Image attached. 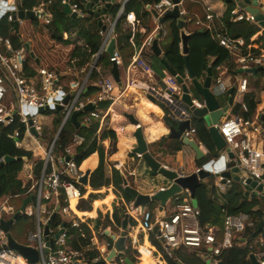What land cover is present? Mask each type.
<instances>
[{"label": "built area", "instance_id": "built-area-1", "mask_svg": "<svg viewBox=\"0 0 264 264\" xmlns=\"http://www.w3.org/2000/svg\"><path fill=\"white\" fill-rule=\"evenodd\" d=\"M83 1L85 3L91 2L92 0ZM100 1L101 0H97L93 8L100 7ZM127 1L128 0H121L119 13L114 20L111 21L107 18L108 23L105 25V29L100 31V34L103 36L101 46L98 51L92 55L89 70L84 80H71L67 90L58 86V74L53 69L39 67L36 69L35 74L32 76L27 75L24 71V64L27 56H29L28 52L22 44L19 48H13L10 38L0 33V135L5 126L18 121L25 126L23 138L29 136L41 147L40 132L42 131V123L39 117L42 113H39L38 109L51 105L55 106L56 104L62 105V109L60 110H55L54 108L48 110L60 112L61 121L53 139L44 147L43 153L34 155L35 158H39L43 161L39 176L34 174L35 161L33 159L28 160L24 158L22 169L23 176L26 180L32 182L26 193L30 191L33 192L30 194L32 200L25 206L23 211L19 210V194L8 196L0 201V225L2 222L12 219L17 212L19 216L25 215L35 221L34 228L27 233L28 243L26 244L38 250L40 254L38 264L86 263V261L81 258L83 256L82 252L68 246L69 233L68 227L65 226V222L69 223L72 227H80V225L85 222L81 221L80 218H72L71 221H67L64 218L73 213L71 201L74 200L75 203H78L84 197V193L81 191L82 184L78 181L82 173L79 165L75 161V154L77 146L81 145L85 139L77 131H73L69 137L70 141L67 144L57 146L56 143L61 129L69 123V118L73 111L83 109L88 103L92 104L94 108L80 114L83 115L80 121L88 125L96 121L99 127L105 125L106 114L103 113L102 110L96 109L95 105L97 100L100 101L104 99L106 95L110 96L114 88V79L108 78L100 82L98 99L94 100L84 97L86 79L93 70L101 71L97 65L98 59L109 40L114 36L116 21L122 13L124 14V5ZM52 2V0H40L37 5L31 9V11L38 12L40 19L45 24L50 23L52 20V12L50 9ZM19 3V0H0V19L7 16V21L11 23L10 26L12 27L14 26V20H18L19 26L21 22H23V19L19 18L17 15V12L21 10L19 8ZM58 3L62 7L65 5L68 6L69 14L83 16L86 11L84 3L81 0H58ZM176 4L180 6V2L175 3L173 0H160L158 3L154 4L153 6L157 11L156 19L162 17L165 12L174 8ZM230 15L233 21L247 20L257 23L249 12L242 11L238 6L230 12ZM126 17L133 25L135 17H133L131 13H127ZM103 18H106L105 13L102 15V20ZM217 20L219 21L220 17L215 15L212 0H210V2L205 5L203 24L197 20L194 22V25L195 27L200 26L211 33L214 22ZM158 28L159 36L160 33L164 36L166 34L164 27L158 24ZM212 37L220 46L235 56L236 66L234 69H246L260 65L264 66V50L258 55L250 52L242 54L241 48L244 42L241 38H231L224 33H218L217 36L212 34ZM148 43H150V41ZM78 44H80V41H78ZM1 49L6 54H4ZM109 60L119 63L120 54L117 48L114 47L112 55L109 56ZM131 64L153 74L151 68L140 58L139 52L132 57ZM74 69L77 71L76 68ZM226 73L227 70L223 69L220 70L219 74L213 75L212 84L214 82L220 85L224 92H226L228 87L232 86L235 89L234 96H239V103L243 110H246V106L242 102V97L248 89L247 79L240 78L236 80V82L230 83L229 77L226 78L222 76L227 75ZM162 81L164 82V86H160L159 83L146 86L147 95L152 100V109L154 111H162L164 109L169 111L173 108L172 106H174V109L179 111L177 116L178 120H188L189 122V128L185 129L182 135L193 137L196 143H200L201 141H197L196 129L192 125L193 117L181 103L175 102L171 97L173 93L180 92V86L175 76L170 75L168 80ZM66 95L69 96V99L63 104V98ZM133 99L137 100V97ZM12 100L16 108L10 106ZM192 103L197 107L201 106V103L196 99H192ZM231 108L232 104L229 106L226 115L223 116L215 126L225 140V147L219 152V155L222 154L225 156L224 170L231 171L232 175L237 174L240 182L234 180L232 176L230 178H225L221 175V171L218 168H212V176L215 175L214 185L219 191L225 192L231 188L232 181H236L247 190L245 186L248 183L247 179L250 178L258 184H262L264 187V149L261 145H257L252 141V133L260 134L263 126H258L254 119L244 120L236 116L228 117ZM34 109L36 110L34 111ZM262 114H264V108ZM255 118H257V116ZM29 120L32 121L31 125H29ZM30 126H34L38 136L30 133ZM12 136L14 138L19 136L18 129L14 130ZM21 142L22 140L16 141V146L21 147ZM203 152L205 156L208 155V150L206 148ZM228 152L233 153V157H229ZM137 157L141 158V155L137 154ZM3 158L4 157H1L0 161H2ZM214 160H216V158H214ZM198 168L199 167H197V169ZM234 168H237L238 171L233 172L232 170ZM178 173L183 174L181 172ZM207 180H209V178ZM252 195H257L258 197V192L255 187L249 191L248 196L250 197ZM43 201L47 203H43ZM173 201L175 204L172 211L165 212L163 207L162 210H158L154 212V214H150V212L145 211V209L141 211L140 207L134 206L132 201L126 206L128 217L134 219L136 224L140 222L141 228L154 236L160 244L163 253H160L158 249L152 247L153 245L149 246L146 250L150 255H157L160 259L162 258L165 261L166 257L172 255L173 249L183 247L195 251L200 258L206 261V264H217L220 262L219 256L225 250L235 246V236L243 232L251 223V218L248 213L238 212L225 215L221 227L209 223L201 224L200 209L196 201L190 197L188 191H183L181 194L175 196ZM30 203L33 204V212L29 207ZM28 208H30L31 211H29ZM136 213L141 215L140 219H137ZM53 214L58 215L63 220L56 228L50 226V219ZM7 216L10 217L7 219ZM16 221V219L12 220L11 229L16 224ZM130 225L131 227L133 226L132 224ZM42 227H48V237L53 239L52 246H46ZM59 230H61V233L57 238H54V234ZM0 239V264H30L19 252L8 247L6 233L1 228ZM248 241V239H243L242 241L240 240V243L247 244ZM112 246L113 245L106 243V246L99 248L100 257L104 258L106 256H104V254H107L109 248ZM46 248L48 250L45 253L44 250ZM249 248L260 264H264V238L262 236L256 237L252 242H249ZM98 259L99 258H96L95 260Z\"/></svg>", "mask_w": 264, "mask_h": 264}, {"label": "trees", "instance_id": "trees-1", "mask_svg": "<svg viewBox=\"0 0 264 264\" xmlns=\"http://www.w3.org/2000/svg\"><path fill=\"white\" fill-rule=\"evenodd\" d=\"M19 8L21 10H31L34 6L37 5L39 0H19ZM111 1L113 4L107 9V12L115 17L120 8L119 0H105ZM160 0H128L124 5V13L125 15H121L115 24V35L117 41V47L119 51L126 56L127 53L130 55L132 52V47L140 46V44L144 41V39L151 33L154 29L155 24L152 20V16L150 11L147 9L148 6H153L158 3ZM227 3V8L223 15L220 17V20L215 21L212 32L210 33L208 30L204 29L202 33H199L198 30H189L190 33H193L192 37L189 39L188 46V60L191 68L197 74V71L194 70L192 62L190 60V55L192 54V58L194 61L199 60L198 71L199 75H204L206 68L208 65H211V70L213 75H215V70L217 67L224 65L228 71L232 74H237L238 69H234V60L235 56L229 53L225 48L220 46L218 42L212 37L217 36L218 33H224L231 38H241L244 42L241 53L247 54L252 53L258 55L261 52L260 48L248 47L251 44V38L257 33L259 27L251 21L247 20H238L233 21L231 19L230 12L236 7L234 0H224ZM52 12V20L50 23L45 24L41 23L40 18L38 16H34L33 18L25 19V24H31L30 32L28 36L24 35V31L21 26H19V32H22L25 40L31 42V49L37 56L42 65L44 53L41 51V44L37 40L35 36V31L40 32L43 35H46L52 40L54 43H59V45L68 43L69 40L64 39L63 33L70 30V28H77V36L80 37L84 41V48L81 46H75L71 55L73 56H81L80 65H83L86 62L91 60V56L96 53L99 49L101 43V36L99 34V27L97 25L96 20H92L90 16H82L79 18H71L67 15L63 7L57 2L56 4L51 6ZM134 12L136 15V21L139 23L138 28L141 27L144 29L143 32L139 30L135 31L133 34V45L130 42V37L132 35L131 31L125 28L122 24L123 20L126 17V13ZM183 20H186L184 16H182ZM166 25V34L164 36L161 35V47L163 53V60L168 64V66L173 69L176 73L180 75L185 74V66L183 55L180 52V29L177 25V20L175 18H167L162 20ZM136 22V24H137ZM2 27V26H1ZM5 27L0 28V33L2 35L8 36L11 40V44L13 48H19L21 43L18 39L17 33L14 30V26H9L6 29ZM198 38V39H197ZM124 50H128L127 53H124ZM141 58L145 63H149L144 56L150 55L154 56L153 51L150 46L145 45L141 51ZM104 56H108L106 51L101 53V56L98 59V63L104 59ZM214 57L213 62L209 64V58ZM160 58V57H158ZM30 57L27 56V59L24 64V71L27 75L32 76L35 74V71L31 69L28 65ZM161 61V58H160ZM109 62H111L109 60ZM162 63V62H161ZM151 64V63H150ZM79 65V66H80ZM258 66L252 67L255 69V72H249L250 76L255 80H259L264 77V68L257 69ZM48 69H52L48 67ZM257 82V81H256ZM256 91H250L244 93L242 97V102L246 106V110H243L241 104L239 102H234L232 104L233 113L236 117L242 119H254L259 100L257 98V92H262L263 88H261L259 82L255 84ZM98 88L93 87L86 89L84 93V97H89L91 95L98 93ZM234 97V92H233ZM110 104V100H103L96 103L95 108L99 110H103L108 107ZM57 112V111H55ZM258 120L262 123L264 122V114L258 116ZM61 119L56 120L57 128L60 125ZM192 125L196 129L197 137L199 141L206 147L208 150V155L205 156L201 163H204L211 158H215L219 156V152L215 150L214 144L209 135L208 129L204 122L200 119L194 118L192 120ZM97 125H93L92 129H96ZM86 128V127H82ZM18 129L19 136L14 138L13 132ZM75 130V127L71 123H67L60 131L57 139L58 145H65L70 140L69 137L71 133ZM25 132L24 124L15 121L3 128L2 134L0 135V158L6 155L12 156L15 158H20L14 162H10L0 166V201L5 199L8 196L19 194V202L20 206L22 200L26 198L28 195L33 193L30 191L26 193V191L31 186V181L26 180L23 181L19 174L23 169L24 158L25 159H33L34 163V174L39 176L41 173L43 161L39 158H35L33 153L29 150H25L22 147H17L15 142L22 140ZM103 138H109L110 146L107 149V155H111L116 150V134L115 132H103ZM161 141L157 142L161 143ZM97 149V140L93 139L88 145L81 144L76 148L75 161L78 165L91 155ZM264 149V148H263ZM192 151L191 148H189ZM99 155V164L93 170L90 177V186L98 187L102 185L103 177H102V159H103V151L99 148L97 150ZM185 166V163H184ZM193 168L186 167L187 171H191ZM113 181L119 180L118 170L113 169ZM212 177V176H211ZM210 177V178H211ZM209 178V179H210ZM81 191L84 193V188L81 186ZM126 201H130V198L126 195H123ZM95 196L91 195L87 200L81 199L78 203L79 210H91V203ZM199 209H200V222L201 224H214L219 227L222 226L223 219L227 214H235L238 212H245L250 215L251 223L246 227L243 232L238 233L235 236L234 242L235 246L225 250L220 256L219 261L221 264H252L249 259V254L251 250L249 248V242H252L257 236H262L264 238V225L261 229H259V222L264 218V201L260 200L256 196H248L246 195V190L244 187L236 182L232 181L231 188L226 190L225 192H221L214 185L213 178L210 180L204 181L199 184L195 190V195L193 198ZM158 205V203L156 202ZM145 211H149L150 214H154V207L147 209L145 207ZM123 219H126L130 224L135 225L136 221L132 218H129L126 212V209L123 205L113 204V211L111 216L109 213L102 214L98 211L97 216L92 219L88 218L86 223H82L80 227H72L69 223L65 222V226L68 227V246L74 250H78L82 252L84 261L93 262L96 258L102 259L100 257V253L98 250L91 247V237L92 231L94 230L96 233H101V229L105 226H112L117 228L122 225ZM50 226L52 228H56L60 225L63 220L58 216L54 215L50 219ZM93 223V227L90 228L89 224ZM34 221L32 218H29L25 215H20L17 218L16 224L11 229L12 237H19V243H24L23 236L20 233L21 227H24L27 232L33 229ZM19 232V235H18ZM102 235L107 238L109 244L112 245V241L110 238ZM152 243L157 244V240L150 235ZM248 239L247 244H241L240 240ZM126 257L128 258L131 264H137L138 260L133 255L132 251H126ZM167 264H206L202 258H200L197 253L188 248H176L172 250V255L170 257H166ZM111 264H125L120 258H114ZM142 264H147L145 261H142Z\"/></svg>", "mask_w": 264, "mask_h": 264}, {"label": "crops", "instance_id": "crops-1", "mask_svg": "<svg viewBox=\"0 0 264 264\" xmlns=\"http://www.w3.org/2000/svg\"><path fill=\"white\" fill-rule=\"evenodd\" d=\"M234 1H235L236 6L239 7V9L241 8L242 11L247 12L246 8L241 6V4L243 3V0H234ZM119 2L121 3V0H119ZM179 2H180L179 8L181 11V15L186 18L184 29L187 32H189V30H202L203 31L204 28H201L200 26L195 27L194 22L199 20L203 24L204 14H205V5L208 2H210V0H179ZM100 3H101L100 7L109 3V6L106 8V11H105L106 18L105 19L103 18L102 20V24L105 26L108 23L107 18H109L112 21L114 20L116 16L112 17L107 12V9L113 4L111 1L101 0ZM257 3H258L257 7L259 6L258 8L260 9V11L264 12V0H257ZM212 5L214 7V13L217 17H221L227 8V3L224 0H212ZM120 7H121V4H120ZM147 9L151 13L152 20L155 24V27L151 31V33L144 39V41L140 44V46L136 47L133 45V34L135 33V31L137 30H139L140 32L144 31L142 27L140 29L138 28L139 23L136 21L135 13L128 12V13H131L133 17H135V22L133 25L130 23L131 21L128 20L127 17H125V19L122 22L123 26L129 29L132 33L130 37V42L132 43L133 47H132V52L130 55L127 53L126 56H123V54L119 51L117 47L115 33H114V36L112 37L115 39V48H117L120 54V61L119 63H116L117 69H118L119 81H116L112 74V71H111L112 62H109V56H110L109 54L108 56H104V59L101 61V63L97 64L101 71L99 72L97 70H93L89 74L88 78L86 79L85 89H89L93 87H96L99 89L100 82H103L104 80L108 78L114 79V82H113L114 88L111 91L110 96L106 95L104 99L100 100V101L110 100V104L108 105V107L102 110L103 113L106 114V119H105L106 123L104 126L99 127V124L96 121H93L92 124H89V125L84 124L83 122L80 121L79 116L77 117L81 125H79L78 128H75L74 131H77L79 134H81L84 137L85 141L82 144L88 145L93 139L97 140V149L95 150V152H93L91 155L85 158L79 165L82 175L85 172H88L87 184L82 185V187L85 190L84 197L82 199L87 200L88 197L91 195L95 196V198H93L92 200L91 210L89 211L79 210L77 206L79 202L75 203L73 206L71 205V209L73 210V213H71L70 216L64 217L67 221L69 220L71 221L72 218H80L81 221H84L86 223L88 218L94 219L97 216L98 211H100L102 214L109 213V215L111 216L112 211H113V204H116V205L121 204L126 209V206L131 203V199L130 201H126L125 198L123 197V195H125L123 193L124 180L127 182V184L131 186L133 185L135 186L136 183H139L136 186H137V189H139V191L142 193L151 194L152 192L155 191V189L147 187L145 183L143 182L142 184H140L139 180H137V177L143 174L144 170L146 169V167L142 166L143 163H142L141 158L137 157V154L133 152V148L135 146V141H136L134 134L138 126L141 128V132L147 143L148 151L158 161L159 159L169 160L166 164L159 161L165 167L172 169V170H176L177 172H181L183 174H189L195 171L201 163V160H197L194 154V168L195 169L194 170L191 169V171L186 170L184 166L185 162L182 161V157H179V160L177 159L179 154L183 155V152H184L183 149H185L184 147L185 146L187 147V145L183 143L184 136L182 135L185 129L183 131H180V137L176 136V132L179 131V124L183 121H180V120L178 121V118L173 116L172 114L168 116L165 115L166 114L165 109L162 111H154L152 109V105H153L151 102L152 100L148 97L147 91H146V86L149 85V81H147L146 78L151 79V81L153 82V85L159 83L156 80V76L158 75L150 67L151 66L150 63L154 59V56H150V55L144 56L147 60L150 61L149 63L147 62L146 64L151 68L153 74H150L149 72L143 70L142 68L131 64L132 57L136 55L138 52L140 55L143 47L145 45L150 46L152 40L155 38V35L157 33L159 34L158 24L162 25L164 29L166 28V25L163 23V21H159V19H156V16H154L153 12L157 13L154 6H148ZM67 15L70 16V14H67ZM121 15H125V13L124 14L122 13ZM86 16H90V15L86 13ZM92 20H96L97 25H98V21L96 18L92 17ZM254 24H256L259 27V30L251 38V44L249 45V47L251 46L253 48H260L262 51L264 50V27L260 26L258 22L257 23L254 22ZM98 27H99V34H100V31H103V30L99 25ZM100 36H101V43H102L103 36L101 34ZM63 37L64 39L69 40L68 43L73 44V48L75 46H81L82 49L84 48V45H85L84 41L80 37L77 36V28H70L69 31L63 33ZM148 40L150 41V43H148L149 42ZM160 40H161V37L159 36L158 45L162 51ZM78 41H80V44H78ZM101 43H100V46H101ZM30 47H31V42H30ZM179 47H180V44H179ZM105 48H104V51H105ZM180 52H181V49H180ZM35 57L37 58L36 55ZM140 58H141V55H140ZM66 59H67L66 62L68 63L67 65H65L64 68H57L55 64L46 65L47 63H45L44 61H41L42 62V65H41L38 58H37V61L36 59L30 58L28 61V65L31 67L33 71H35V73H36V69L39 67H44L47 69L48 67H51L58 74V78H59L58 83H57L58 86H61L64 90H67L71 80L73 79H77L80 81L84 80L86 73L89 70V65L91 63V60L89 62L84 63L83 65H80L79 62H80L81 56L70 55ZM91 59H92V56H91ZM212 62H213V59L209 58V64H211ZM74 68H76L77 71ZM224 69L227 70L230 83L231 82L234 83L236 82V80L240 78H246L247 83H248L247 92L256 91L255 84L257 82H259L261 88H263L262 92H257L258 94L257 98L259 100V103H258L257 113L255 115V117L257 116V118L254 117L255 123L258 126L260 125L263 126V128L260 134L252 133V138H253L252 141L256 143L257 145H261L264 148V122L261 123L258 120L259 118L258 116L262 115L263 108H264V77L260 78L259 80H256V79L254 80L250 76L249 72L237 71V74L234 75L230 73L225 66H224ZM162 72L164 73V76L163 77L159 76V78L164 81L168 80L170 78V74L166 72L165 67H162ZM233 78H234V81H233ZM130 82H133V83H130ZM229 88L230 87H228L227 89ZM99 92L100 91L98 90L97 94L91 95L86 98L90 100L98 99ZM134 97H137V100H134L133 99ZM236 100L239 102L240 100L239 96L233 97L232 104L234 102H237ZM97 102L99 101L97 100ZM226 102H227V98H226ZM47 112H51V116L48 117L47 119L46 117H42V116L39 117L40 122L42 123V131L40 132L41 147H39L36 141L30 138L29 136H25L21 142V147L24 148L25 150L31 151L33 155H39L43 153L44 147L53 139L54 135L56 134L59 128V127L57 128V125L55 122L57 119L59 118L61 119V113L55 112V111H47ZM129 114L133 115V117L138 121V124H133L129 120L128 118ZM93 125H97L96 129H92ZM82 127H86V128H82ZM111 131L115 132L116 134V143H115L116 150L111 155H107V149L110 146V140L109 138H103L102 135H103V132H111ZM27 139H28L30 146L25 148L23 144L24 142H27ZM161 139H163V142L156 144L157 142L161 141ZM197 141H199V139H197ZM197 145L201 148L202 151L205 150L206 148L201 142L197 143ZM99 148L103 151V155H102L103 156V159H102L103 161L102 163L103 182L101 186L91 187L89 184L91 174L93 170L99 164V155L97 153V150ZM187 167L189 168V166ZM113 169L118 170V174H119L118 181H113V174H112ZM19 177L23 181H26V179L23 176V171H21V173L19 174ZM160 187L161 186H159V188ZM96 202H97V205H95ZM28 210L31 211L30 208H28ZM158 210H159V204L157 205V209L155 207L154 212H157ZM83 216H86V217L89 216V217L84 218ZM89 226L90 228H92L93 223H90ZM110 232H113L119 235L121 232V226L117 228H114L112 226H105L101 229V233L100 232L96 233L93 230L90 248H94L99 251V248L106 246V243H109V241L107 240L106 237L102 235V233L108 237V234ZM125 232L127 233V238H126L127 250L126 251L128 250L132 251L133 255L138 260L137 264H142V261H145L147 264H167L166 261L162 258L160 259L159 256L147 254L146 249L148 245L152 246V244H150L149 242L148 235H147L148 232L144 231L141 228L140 222H137V224L131 227L130 223L126 221ZM111 248H109V251ZM105 255L106 254H104V256ZM111 263H108V264H111Z\"/></svg>", "mask_w": 264, "mask_h": 264}, {"label": "water", "instance_id": "water-1", "mask_svg": "<svg viewBox=\"0 0 264 264\" xmlns=\"http://www.w3.org/2000/svg\"><path fill=\"white\" fill-rule=\"evenodd\" d=\"M83 3L84 1L81 0ZM97 0H92L91 2H85L84 8L86 10V13L94 18L97 19L98 25L102 28V30L105 29V26L102 24V15L105 13L106 8L109 6V3L105 4L102 7L99 8H93L94 4ZM175 3H178L179 0H173ZM258 3L257 0H243V3L241 4L242 7L246 8V11L249 12L256 22L262 27H264V12H261L260 9L257 7ZM64 12L66 14H69L68 6H64L63 8ZM154 16L157 17V13L153 12ZM17 15L19 18H33L34 16H38V12H34L31 10H19L17 12ZM70 17L72 18H79L82 17V15H75L70 14ZM167 18H175L177 20V25L180 29V46H181V54L183 55L184 60V66H185V74L180 75L176 73L173 69H171L168 64L163 60V53L158 45V38L159 34L157 33L155 35V38L152 40L150 48L153 51L155 56H159L161 58V62L163 66L166 69V72L172 76H175V79L177 83L180 86V92L179 93H173L171 97L174 99L175 102L181 103L183 107L187 109V111L190 113V115L194 118L200 119L204 122L206 125L209 135L211 137V140L214 144L215 150L217 152H221L223 148L225 147V140L216 128L215 124L226 115L229 106L232 104L233 100V92L234 88L230 87L226 90L227 94V102L225 104H221L216 95L214 94L211 85H212V77L213 72L211 70V65H208V67L205 70L204 75L197 76V74L193 71V69L190 66L189 60H188V52H189V46L188 42L189 39L192 37L193 33L187 32L184 29L185 20H183L181 11L179 8V5L176 4L174 8L171 10H168L165 12V14L162 17H159V21H162L163 19ZM14 30L17 33L18 39L20 43L24 46L25 50L28 52V55L30 58L36 59L34 52L31 50L30 42L25 40L22 34L18 31L19 30V22L18 20H14ZM199 33H202V30H198ZM115 47V39L111 38L109 42L107 43V46L105 48V51L112 55L113 49ZM264 66H258L257 69H262ZM112 74L116 81H119L118 76V69L117 64L115 62H112V68H111ZM239 72H255L254 68H246V69H238ZM156 80L159 82L160 86H164V82L159 78V76H156ZM194 94H192V91ZM197 98H196V97ZM69 99V96L66 95L63 98V104L67 102ZM192 99H196L199 103H201L200 107L195 106L192 103ZM173 108L169 111H166L165 115H173L175 117L178 116V110ZM50 108H54L55 110L62 109V105L56 104L55 106H46L44 108H39V113H45ZM94 106L90 103L86 104L83 109L75 110L71 114L69 118V122L74 125L75 128H78L79 121L77 120L78 115L82 114L83 112L92 110ZM36 109H34L35 111ZM129 120L133 124H138V121L133 117V115H128ZM179 121V120H178ZM188 120H185L179 124V131L176 132V136L180 137V131H183L184 129L189 128ZM32 124V121L29 120V125ZM30 133H32L35 136H38L37 131L35 130L34 126H30L29 128ZM135 146L133 148V152L135 154L141 155V160L144 167H147L151 175L155 176L157 174H161L164 177H166L170 183L168 186H161L158 188V190H155L151 194L141 193L135 188L134 186H131L127 184V182L124 180L123 184V193L131 198V201L133 202L134 206H139L141 211L145 209V207L148 205L149 202L155 201L159 204V210H162L163 207L166 205L167 201L169 199H173L175 196L181 194L183 191H188L191 198H194L195 190L198 187L199 184L203 183L205 180L210 178L212 176V168H218L221 171V175L225 178L233 177L234 180L239 181V176L237 174L232 175L231 171H225V156L220 154L218 157L211 158L210 160L202 163L199 168L189 174H180L176 170L169 169L162 165L149 151L147 147V143L143 137V134L141 132V128L138 126L135 130ZM183 143L187 146H189L195 153V158L197 160H202L205 155L201 148L197 145V143L194 141L193 137H183ZM229 157H233V153L228 152ZM20 158H15L12 156H4L3 160L0 161V166L14 162L16 160H19ZM68 159V158H66ZM215 161V162H214ZM233 172H237V168H234L232 170ZM87 175L88 172H85L82 176L79 177L78 181L82 185L87 184ZM247 184L245 186L246 195H249V191L255 187L256 191L258 192V197L264 201V187L262 184H258L256 181L251 180L250 178L247 179ZM32 200V196H28L24 198L21 202V205L19 207L20 211H23L25 206ZM54 216V214L51 216V218ZM19 217L18 212L14 214L13 218L2 222L0 225V228L6 233L7 236V245L9 248L16 250L19 252L30 264H38V260L40 257V254L37 249L33 248L30 245L22 244L16 241L10 232L11 230V223L13 219H16ZM125 225H126V219H123L122 225H121V232L119 235L110 232L108 234V237L112 241V248L111 250L106 254V256L102 259L95 260L93 262H86L84 264H108L111 263V261L114 258H120L122 259L125 264H131L126 257V232H125ZM264 225V218L259 222V229H261ZM45 240H46V246H52L53 245V239L48 237V227H45L44 230ZM61 233V230L56 232L54 234V238H57L59 234ZM47 248L44 250V252H47ZM249 259L251 260L252 264H260V262L256 259L255 255L250 253ZM217 264H221L220 262Z\"/></svg>", "mask_w": 264, "mask_h": 264}, {"label": "rangeland", "instance_id": "rangeland-1", "mask_svg": "<svg viewBox=\"0 0 264 264\" xmlns=\"http://www.w3.org/2000/svg\"><path fill=\"white\" fill-rule=\"evenodd\" d=\"M52 1H53L52 2V5H54V4H56L58 2V0H52ZM83 16H86V13H84ZM25 19H28V18H24L23 19V22H21L20 26H21L22 30L24 31L23 32L24 35L25 36H28V33L30 32L29 30H30V28L32 26H31V24L26 25L25 24V21H24ZM40 21H41V23H43V21L41 19H40ZM10 25H11V23L7 21V16H4V17H2L0 19V28L5 27L4 29H6ZM35 36H36L37 40L40 42V44L42 46L41 47L42 48L41 51L44 53V56L42 58H43V61L45 63H47L46 65L55 64L57 66V68H64L65 65H67V63H68V62H66L67 61L66 58L71 55V51H72V48H73V44H71V43H65V44L59 45L58 42L57 43L52 42V40H50V38L48 36L43 35V34H41L40 32H37V31H35ZM2 52L4 54H6L3 50H2ZM127 52H128V50H124V53H127ZM192 56L193 55L191 54L190 55V60L192 62V65L194 67V70L197 71V76H200L199 75V71H198L199 60L194 61L193 58H192ZM211 58L214 59V57H211ZM234 62H235V60H234ZM150 65H151L150 67L156 72V74L158 76H160V77H163L164 76V73L162 72V67H164V66L161 63L160 58H158V56L154 57V59L151 61V64ZM234 66H236L235 63H234ZM222 69H224V65L217 67L216 70H215V75L216 74H219L220 73V70H222ZM224 70H226V69H224ZM222 76L223 77H226V78L229 77L228 74L227 75H222ZM146 80L149 81V85H153V82L151 81V79L146 78ZM233 81H234V78H233ZM211 88H212L214 94L216 95V97L218 98V100L220 101V103L221 104H225L226 98H227V94H226V92L222 91L221 86L218 85V84H215L213 82V84L211 85ZM191 91H192V94H194L193 90H191ZM10 106L12 108H16L15 103L13 102V100L10 102ZM41 116L42 117H46V119H47L48 117L51 116V112L42 113ZM234 116H235V114L233 113V109L231 108V110L228 113V117H234ZM82 117H83V115H80L79 116V119L81 120ZM23 146L25 148L28 147V146H30V144L28 142V139H27V142H24ZM184 148L185 149H183V151H184L183 152V155L182 154H179L177 159L179 160V157H182V161L185 162V168L187 166H189V168H193L194 167V154L195 153H194L193 150L190 151L189 149H187V148H190L189 146H187V147L185 146ZM183 157H184V159H183ZM159 161L166 164L169 160L159 159ZM211 178H213V181H214L215 175L212 176ZM137 180H139L140 184H142V182H143V183H145V185L147 187L153 188L155 190H158L159 186H168L169 183H170V181L166 177H164L163 175H161V174H157L155 176L151 175V172H150V170L147 169V167L144 170L143 174H141L139 177H137ZM138 184L139 183H136L135 186L134 185L133 186L135 188H137L136 185H138ZM137 190L139 191V189H137ZM253 196H256L257 197V195H253ZM260 200H262V199H260ZM43 203H47V202L46 201H43ZM174 204L175 203H174L173 199H169L167 201L166 205L164 206V211L165 212L172 211ZM29 207L31 208V210L33 212V204L32 203L29 204ZM153 207H154V209H155V207L157 209L156 202L155 201L149 202L148 205H147V209H150V208H153ZM9 217L10 216H7V219ZM83 217L84 218H87L89 216H87V217L86 216H83ZM136 217H137V219H140L141 218V215L139 213H136ZM34 225H35V221H34ZM33 228H34V226H33ZM42 230L44 232L45 227L44 228L42 227ZM20 233L23 236L24 243H28V241H27V233H28L27 230L24 227H21ZM18 235H19V232H18ZM15 238L19 241V237L16 236V234H15ZM0 244H1V239H0ZM154 245H155V248L158 249L160 251V253H162L161 252V246H160V244L157 243V244H154Z\"/></svg>", "mask_w": 264, "mask_h": 264}, {"label": "bare ground", "instance_id": "bare-ground-1", "mask_svg": "<svg viewBox=\"0 0 264 264\" xmlns=\"http://www.w3.org/2000/svg\"><path fill=\"white\" fill-rule=\"evenodd\" d=\"M127 196V195H126ZM129 197V196H128ZM130 198V197H129ZM75 204V201L74 200H72L71 201V205L73 206ZM95 205H97V202H96V204ZM99 206V205H98ZM94 213V212H93ZM82 214V213H81ZM91 214V213H90ZM87 215V214H86ZM148 235V239H149V242H150V244H152L153 246H154V248H155V245H154V243H152V240H151V238H150V235H152V234H150V233H148L147 234ZM153 236V235H152ZM153 238H154V236H153ZM155 239V238H154ZM156 240V239H155ZM147 248H149V245H148V247ZM161 250H162V248H161ZM146 252H147V254H149V252L146 250ZM162 252H163V250H162Z\"/></svg>", "mask_w": 264, "mask_h": 264}]
</instances>
